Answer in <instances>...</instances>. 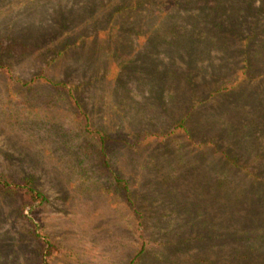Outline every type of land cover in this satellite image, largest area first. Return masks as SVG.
<instances>
[{"label": "rangeland", "instance_id": "1", "mask_svg": "<svg viewBox=\"0 0 264 264\" xmlns=\"http://www.w3.org/2000/svg\"><path fill=\"white\" fill-rule=\"evenodd\" d=\"M0 264H264V0H0Z\"/></svg>", "mask_w": 264, "mask_h": 264}, {"label": "trees", "instance_id": "2", "mask_svg": "<svg viewBox=\"0 0 264 264\" xmlns=\"http://www.w3.org/2000/svg\"><path fill=\"white\" fill-rule=\"evenodd\" d=\"M28 192H29L30 194H32V196H33L34 199H35V197L38 195V194H34V191H33V189H32L31 187L28 188Z\"/></svg>", "mask_w": 264, "mask_h": 264}]
</instances>
